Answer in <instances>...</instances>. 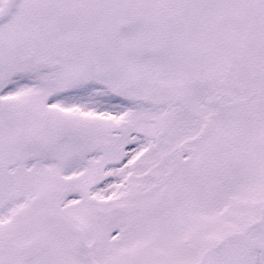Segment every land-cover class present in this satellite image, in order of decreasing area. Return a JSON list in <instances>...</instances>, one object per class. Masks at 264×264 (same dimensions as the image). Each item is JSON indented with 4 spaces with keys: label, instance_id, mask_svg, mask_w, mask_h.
Here are the masks:
<instances>
[{
    "label": "snow or ice",
    "instance_id": "6c2138e0",
    "mask_svg": "<svg viewBox=\"0 0 264 264\" xmlns=\"http://www.w3.org/2000/svg\"><path fill=\"white\" fill-rule=\"evenodd\" d=\"M0 264H264V0H0Z\"/></svg>",
    "mask_w": 264,
    "mask_h": 264
}]
</instances>
